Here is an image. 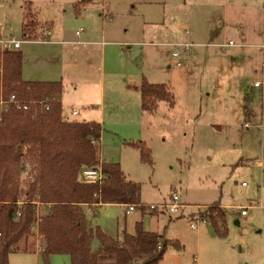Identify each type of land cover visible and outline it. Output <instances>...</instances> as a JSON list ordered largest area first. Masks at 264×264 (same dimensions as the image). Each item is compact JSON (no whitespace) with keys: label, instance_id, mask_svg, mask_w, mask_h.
<instances>
[{"label":"rangeland","instance_id":"rangeland-1","mask_svg":"<svg viewBox=\"0 0 264 264\" xmlns=\"http://www.w3.org/2000/svg\"><path fill=\"white\" fill-rule=\"evenodd\" d=\"M25 1L0 0L2 34L23 40ZM30 1L40 40L43 28L50 27L53 37L54 32L71 33L84 26L76 18L91 14L99 27L105 19L107 28L123 32L118 40L128 41L105 46V81L115 74L109 75L113 95L105 89V122L97 145L101 158L118 162L127 179L140 184L147 211L126 214L127 206L119 203L96 206L86 211L88 225L121 239L124 230L134 233L135 222L143 219V229L179 242V248L168 245L157 264H264V0H92L85 10L80 4V11L78 0ZM229 39L234 45L221 49L219 43ZM39 43L21 45L26 77L43 67L35 56L47 50ZM180 44H187L189 52L176 65L170 53ZM142 77L165 84L172 106L157 100L154 112H141ZM253 79L261 82L258 88L252 87ZM65 90L64 97L72 99L71 87ZM117 114L136 115L144 126H128L115 119ZM137 140L149 147L150 163L128 144ZM172 192L183 205L175 213L162 206ZM213 202L225 214L222 236L207 221L188 226L190 212L205 214ZM31 241V250L10 253V264H43L34 250L36 238ZM98 247L94 238L91 248ZM50 261L67 264L69 258L54 254Z\"/></svg>","mask_w":264,"mask_h":264},{"label":"trees","instance_id":"trees-1","mask_svg":"<svg viewBox=\"0 0 264 264\" xmlns=\"http://www.w3.org/2000/svg\"><path fill=\"white\" fill-rule=\"evenodd\" d=\"M90 1L78 0L76 11ZM30 6L26 0L25 40L41 35L35 32ZM23 59L20 49L6 51L1 76L5 94L16 93L31 102L27 110L11 107L0 117V264H10L13 251L31 250L30 238H36L34 250L43 264H51L54 254L67 255V264H157L168 245L179 248L177 240L143 229L141 221L135 223L134 233L123 231L122 239L88 225L84 205L145 207L140 203V184L127 179L118 162L100 159V122L68 120L63 115L61 81L22 78ZM139 91L141 108L149 113L157 100L173 104L165 84L143 77ZM128 144L142 160L151 162L143 140ZM81 166H100L106 178L101 183L84 182ZM205 216L217 235L225 234V214L218 202L208 205ZM94 238L99 242L96 250L91 248Z\"/></svg>","mask_w":264,"mask_h":264},{"label":"crops","instance_id":"crops-1","mask_svg":"<svg viewBox=\"0 0 264 264\" xmlns=\"http://www.w3.org/2000/svg\"><path fill=\"white\" fill-rule=\"evenodd\" d=\"M83 8L85 10L86 5L83 4ZM78 11H80V7ZM76 20L83 23L84 26L81 25L78 28L71 30V33L67 32L66 30L60 31V34H56L54 32V37L50 27H45L46 29H42V35L44 38L41 40L32 39V41H40L39 44L45 45L46 47L47 51L44 56H35V58L41 62L43 67L38 73L36 72V74H28L29 77H26L22 70V78L24 80L61 81L63 84V91L59 95V100L62 106L63 115L68 120H95L100 122L103 126V123L105 122L103 111L105 102V89L107 87L109 95H113V79H109V75L111 76V74H115L110 72L107 82L105 81V46L110 44L111 46L117 45L122 47V45L128 41L118 40L117 38L124 36L123 32L115 27L107 28V21L105 19H101V27H99V22H96L92 18L91 14H83L80 16V18H76ZM45 31L47 33L44 34ZM77 32L79 33L77 34ZM105 38H109L111 41H106ZM24 40L25 39L23 38V42ZM24 60L25 59H23V63ZM35 63L39 64L37 61H35ZM255 80L256 79H253L252 82ZM66 85H69L72 89L71 91L75 93L74 97L72 96V99L70 100L64 97L65 93H67L65 90ZM247 86L248 84H245V87ZM258 87L259 86L253 88ZM64 104L68 106L65 113L63 111ZM98 105L100 108H98L97 111V107H99ZM140 109L141 112H147L141 108V105ZM133 110L135 112V107H133ZM73 111H75L74 114ZM114 117L116 120H123V123L127 124L128 126L138 128L144 126L142 119H139L133 114H130L126 119L120 118L121 116L118 114ZM100 159L104 158L100 157ZM255 164L258 165V162L255 161ZM107 204L109 203H100L99 205L93 206L84 205L85 213L89 208ZM120 205L126 206L125 204ZM143 205L146 207L140 209L142 212H145L147 211V205ZM136 208L137 207H135L134 210ZM134 210L132 212H134ZM132 212L125 213L132 214ZM141 222H143V219ZM145 230L150 231L148 229Z\"/></svg>","mask_w":264,"mask_h":264},{"label":"built area","instance_id":"built-area-1","mask_svg":"<svg viewBox=\"0 0 264 264\" xmlns=\"http://www.w3.org/2000/svg\"><path fill=\"white\" fill-rule=\"evenodd\" d=\"M47 33L46 31L44 34ZM79 32H77L78 34ZM23 43L22 39H17L12 35H4L0 32V117L3 112L7 111L11 107H16L21 110H27L28 105L31 101L24 100V99H19L16 95V93H10V94H5L3 90V85H2V79L1 76L3 74V64H4V55L5 52L8 50H13V49H19L21 44ZM233 42L231 40H226L221 43H219V47L221 49L232 46ZM179 49L174 50L170 53L172 57V62L176 65H180L183 63V60L186 58L188 52H189V47L187 44H180L178 45ZM261 82L258 80H255L252 82L253 87L260 86ZM42 101H40L41 103ZM75 111H73V114ZM79 176L84 182H89V183H101L105 178L106 175L103 173L102 169L100 166L98 167H87V166H81L79 169ZM244 183L241 182V185ZM170 201L168 203L163 204L162 206L166 208L169 212L175 213L178 211V208L182 206L177 199V195L175 192H172L169 196ZM150 209H157L156 206L154 205H149L148 206ZM135 206L134 205H128L126 209V213H130L134 210ZM240 214H244L245 211L243 208L240 209L239 211ZM189 219L191 220L188 224V226L191 229L196 228L197 224L199 222H206V216L203 212V210L200 209H195L192 213L189 214ZM194 260V258H193Z\"/></svg>","mask_w":264,"mask_h":264}]
</instances>
